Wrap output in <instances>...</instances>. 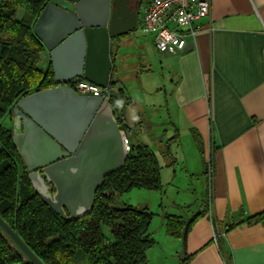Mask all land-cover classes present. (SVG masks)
Returning <instances> with one entry per match:
<instances>
[{
	"label": "crops",
	"instance_id": "1",
	"mask_svg": "<svg viewBox=\"0 0 264 264\" xmlns=\"http://www.w3.org/2000/svg\"><path fill=\"white\" fill-rule=\"evenodd\" d=\"M138 29L112 40V78L122 86L126 74L160 73L168 78L169 95L164 89V96L169 101L164 111L156 106L160 99L144 93L137 97L122 86L115 114L126 123L133 143L151 146L141 140L147 135L154 142L178 144L181 130L190 136L194 130L202 152L193 140L192 157L181 160H192V179L196 185L203 176L206 194L208 164L211 174L210 200L184 240L166 233V211L157 235L149 225L155 243L147 250V264H264V0H210V14L198 21L196 34L186 36L177 53L157 51L153 34ZM40 60V68L50 64L45 48ZM159 89L150 87L151 92ZM143 107L152 108L146 112ZM171 145L166 154L177 164Z\"/></svg>",
	"mask_w": 264,
	"mask_h": 264
},
{
	"label": "water",
	"instance_id": "2",
	"mask_svg": "<svg viewBox=\"0 0 264 264\" xmlns=\"http://www.w3.org/2000/svg\"><path fill=\"white\" fill-rule=\"evenodd\" d=\"M127 1L48 0L33 24L54 85L15 102L12 141L34 191L67 220L92 212L104 177L128 157L110 97L79 94L70 85L86 79L108 87L111 42L137 27L138 9ZM0 228L33 264H44L1 216Z\"/></svg>",
	"mask_w": 264,
	"mask_h": 264
},
{
	"label": "trees",
	"instance_id": "3",
	"mask_svg": "<svg viewBox=\"0 0 264 264\" xmlns=\"http://www.w3.org/2000/svg\"><path fill=\"white\" fill-rule=\"evenodd\" d=\"M47 2L0 0V216L44 264H147V250L155 243L148 230L152 212L145 205L117 206L115 195L134 187L162 188L158 155L150 145L133 143L127 136L130 140L127 160L120 170L104 177L92 212L67 220L34 191L12 141V128L1 122L10 117L19 98L54 85L51 65L45 69L38 66L44 46L33 32V24ZM107 89L115 110V99L124 94V88L111 77ZM116 117L127 135L126 123ZM191 131L197 149L202 152L200 136ZM169 144L166 143L167 153ZM204 211L191 217L165 214L166 233L185 239L193 222ZM259 216L255 218L259 220ZM103 229L110 233L111 240ZM0 264H33L1 228Z\"/></svg>",
	"mask_w": 264,
	"mask_h": 264
},
{
	"label": "rangeland",
	"instance_id": "4",
	"mask_svg": "<svg viewBox=\"0 0 264 264\" xmlns=\"http://www.w3.org/2000/svg\"><path fill=\"white\" fill-rule=\"evenodd\" d=\"M143 11L144 3L140 7V17L143 14ZM138 28L139 26H137L134 31L139 32ZM38 66H42V60L38 62ZM133 75L137 76L135 78L130 77ZM167 79V76H165V78L163 79V76L160 75V73H155L154 75L148 76L142 74H126L125 80L122 81L123 84L121 83V85L128 89L130 93L137 95V97L138 95H142L144 93V97H147L149 95L154 96V101H156V99H160V102L156 104V106L159 105V108L164 109L165 111L166 101H169V99H165L164 96V89L167 90V93L169 95V86ZM141 86L144 87V90L138 93L139 89L136 87L141 88ZM151 86H156L160 89L158 91L155 90L151 92ZM158 92L160 94V97H155ZM150 108L152 107H143L142 111L147 112V110H149ZM161 112L163 111L161 110ZM149 114L150 113H147L146 115ZM8 117L2 119L1 121L2 124L5 126L11 124V122L9 123L8 121ZM169 128L170 130H172L171 127H168L167 129ZM183 132L184 131L181 130L179 135L180 137L178 136V144H175L173 143V141H170L172 142V154L179 158L177 164L171 163L172 157L166 154V143L161 144L160 141L154 142L148 139L147 135H142L145 138L141 136V140H146L147 142H150L151 146L156 150V152L158 151L157 155L161 166L160 177L162 183V188L160 190L134 187L124 193H116L115 195V204L117 206L127 204L136 207L141 206L142 204H146L148 206L149 211L152 212L150 228L156 231L155 235H157L158 231H160V220L161 216L164 213L168 212L172 214H184L187 217H191L196 211H199L200 209L202 210L204 204L207 207L206 185L203 176H199L200 180L197 181L195 185L192 179V171L195 168V166H192V160L189 164H186L184 161H182L183 159L181 160L183 155L184 158L186 157V159L189 156L192 157V154H188L189 146H192L193 148L195 146V148L197 149L196 145L193 146L192 136L188 134H183ZM159 150H162L165 155L159 154ZM191 167L192 170H189V168ZM103 233L108 239H112L110 233L107 230L103 229Z\"/></svg>",
	"mask_w": 264,
	"mask_h": 264
},
{
	"label": "built area",
	"instance_id": "5",
	"mask_svg": "<svg viewBox=\"0 0 264 264\" xmlns=\"http://www.w3.org/2000/svg\"><path fill=\"white\" fill-rule=\"evenodd\" d=\"M210 14V0H146L144 11L139 18V27L153 34L157 51L177 53L183 50L186 36H194L198 30V21ZM79 94L108 96L107 87H101L86 79L70 82ZM123 131V130H122ZM123 143L126 151L130 149V140L123 131ZM207 199L211 197L210 165H207ZM216 234V239L218 237Z\"/></svg>",
	"mask_w": 264,
	"mask_h": 264
},
{
	"label": "flooded vegetation",
	"instance_id": "6",
	"mask_svg": "<svg viewBox=\"0 0 264 264\" xmlns=\"http://www.w3.org/2000/svg\"><path fill=\"white\" fill-rule=\"evenodd\" d=\"M142 0H128V5L131 6V8H137L139 7ZM10 118V117H9Z\"/></svg>",
	"mask_w": 264,
	"mask_h": 264
}]
</instances>
